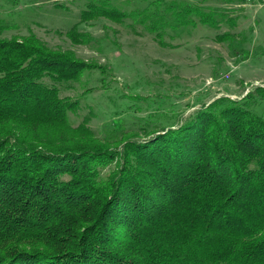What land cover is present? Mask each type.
Listing matches in <instances>:
<instances>
[{"label":"trees","instance_id":"obj_1","mask_svg":"<svg viewBox=\"0 0 264 264\" xmlns=\"http://www.w3.org/2000/svg\"><path fill=\"white\" fill-rule=\"evenodd\" d=\"M182 3L155 1L150 13L84 0L78 16L137 12L158 38L165 14L211 22ZM84 66L33 32L0 36V264H264V113L251 108L264 88L110 145L71 127L75 103L42 80Z\"/></svg>","mask_w":264,"mask_h":264},{"label":"rangeland","instance_id":"obj_2","mask_svg":"<svg viewBox=\"0 0 264 264\" xmlns=\"http://www.w3.org/2000/svg\"><path fill=\"white\" fill-rule=\"evenodd\" d=\"M110 1L125 12L147 8L152 13L155 1L171 0ZM175 1L194 5L211 22H201L196 13L183 22L165 14L158 38L138 21L137 12L120 21H80L84 0H0V36L30 31L51 48L70 50L82 60L86 66L77 78L42 80L75 103L66 112L71 127L82 125L97 141L113 145L183 121L218 96L240 100L254 87L264 88V5ZM71 26L85 41L66 35ZM251 108L263 114L264 98L257 97Z\"/></svg>","mask_w":264,"mask_h":264},{"label":"built area","instance_id":"obj_3","mask_svg":"<svg viewBox=\"0 0 264 264\" xmlns=\"http://www.w3.org/2000/svg\"><path fill=\"white\" fill-rule=\"evenodd\" d=\"M247 2H250L254 4L255 6H262L264 5V0H245Z\"/></svg>","mask_w":264,"mask_h":264}]
</instances>
